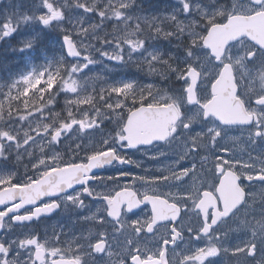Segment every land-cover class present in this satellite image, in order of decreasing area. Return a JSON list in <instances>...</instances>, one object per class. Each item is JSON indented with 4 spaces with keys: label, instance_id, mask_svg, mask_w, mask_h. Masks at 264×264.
I'll return each mask as SVG.
<instances>
[{
    "label": "snow or ice",
    "instance_id": "1",
    "mask_svg": "<svg viewBox=\"0 0 264 264\" xmlns=\"http://www.w3.org/2000/svg\"><path fill=\"white\" fill-rule=\"evenodd\" d=\"M176 2L144 15L136 0H38L27 19L60 28L66 58L0 83V264H264V0ZM221 32L233 34L218 48ZM103 60L160 83L89 91L101 78L84 70ZM61 92L75 97L64 116ZM61 208L91 227L42 242L33 225Z\"/></svg>",
    "mask_w": 264,
    "mask_h": 264
},
{
    "label": "rangeland",
    "instance_id": "2",
    "mask_svg": "<svg viewBox=\"0 0 264 264\" xmlns=\"http://www.w3.org/2000/svg\"><path fill=\"white\" fill-rule=\"evenodd\" d=\"M138 0H136V3ZM179 8V4L176 2V0H162L159 5L155 7H149V8H144L142 9L141 7H137V4L135 5L134 9L132 11L134 13H141L144 15H162L165 14L169 11H173L175 9ZM29 10V12H28ZM42 9L40 8V5L38 3V0H0V35H2V28L5 23H12L16 26V31L13 32L17 33L19 32V24L22 25H30L32 26V23L35 24L33 26L34 30H40L42 28H54V27H45L41 25L38 21L36 20H29L27 19L28 17L35 16L38 11H41ZM80 10H74L72 15L73 16H80V15H86L83 13L79 12ZM6 15V17H4ZM7 19L4 21L3 19ZM4 21V22H3ZM98 21V17H92L91 20L89 19V22H94ZM86 26V25H85ZM58 30H61L60 28H57ZM24 32L27 31L28 29L26 27H23ZM11 34V35H12ZM34 32H29L25 34H21L20 37L23 39V42H26L27 44L31 43L34 44ZM9 37V36H8ZM7 37V38H8ZM150 44L153 47H164L167 48L168 42H161L158 43V41L155 42H150ZM26 44H24L25 46ZM23 46V49H28ZM60 44H54V46L46 50H42L41 56H35L32 57L27 66L24 68L23 72L17 75L13 79H18L20 76L32 71L34 68H40L45 64L51 63L53 61L59 60L61 57L65 58L64 52L60 49ZM86 54V53H85ZM96 59H100L98 56L95 57ZM90 69H92L91 72H89V69H85L84 72L87 73L90 76H96L100 77L101 79H98L94 82V84H89L87 87L89 88V91L91 90V87H96L97 89L100 87H105L106 83H112L113 81H119V80H135L138 81L141 84H148V83H154L149 80H143L141 79V73L145 72V70H140L138 69L134 64H128V65H123V64H117L114 61H107L103 60L101 63H97L94 65L89 66ZM83 75V74H81ZM11 79L10 81H12ZM9 80H4L0 78V83H9ZM158 83V82H155ZM55 86V85H54ZM54 86L52 89L49 91H56L54 90ZM43 87V82L41 84H38L35 86V88H31L28 90L27 93L36 90L38 88ZM58 85H56V88ZM26 93V94H27ZM49 93H44L43 94V99H46ZM67 98H75L72 94H66L64 92H61V97H60V102L56 101V104L54 105V111L60 112L62 116L66 115V108H65V99ZM2 99V97H0ZM17 101H13L15 104ZM81 109H88L89 105L87 104H82L79 106ZM23 111V109H21ZM74 113H77V110L73 108ZM38 115V113H37ZM47 110H45V116H47ZM50 120V117H49ZM48 122V121H45ZM229 135H239V132H230ZM62 150L60 148L56 149ZM137 159H140L144 162V165L149 168H154L157 166V161H152L148 160L147 158L141 156ZM169 159H175V157H170ZM184 163H187L186 161ZM140 173V169H138Z\"/></svg>",
    "mask_w": 264,
    "mask_h": 264
},
{
    "label": "trees",
    "instance_id": "3",
    "mask_svg": "<svg viewBox=\"0 0 264 264\" xmlns=\"http://www.w3.org/2000/svg\"><path fill=\"white\" fill-rule=\"evenodd\" d=\"M161 1L162 0H138L136 4L137 7L144 9L155 7L159 5ZM23 27H26L28 30L24 32V30H22ZM105 27L108 28L109 31L111 30L110 24H106ZM29 32L35 33L34 36L37 41L32 45L31 48L23 49L24 44L27 43L23 42V39L20 37V35ZM62 35L63 31L58 30L57 28H42L40 30H34L30 25H19V32L10 35L8 38H2L0 41V78L7 81L15 78L17 75L23 72L24 68L27 66L29 60L32 57L41 56L42 50H44V48L49 50L54 46V44H60ZM158 43L161 42L158 41ZM59 47L62 50L61 45ZM140 78L143 80L160 83L158 77L149 76L145 72L141 73ZM55 89L56 85L54 86V90ZM35 91L36 90H33L27 93L26 96L32 98L33 92ZM60 97L61 93L56 97L57 102H60ZM16 103L17 102H15V104Z\"/></svg>",
    "mask_w": 264,
    "mask_h": 264
},
{
    "label": "flooded vegetation",
    "instance_id": "4",
    "mask_svg": "<svg viewBox=\"0 0 264 264\" xmlns=\"http://www.w3.org/2000/svg\"><path fill=\"white\" fill-rule=\"evenodd\" d=\"M58 151L60 152L61 156L64 159H67L66 152H64L63 150H58ZM139 157L141 156L139 154H136L133 158L137 159ZM26 162L27 161H25V163ZM22 171L23 168H21V172ZM131 171H133L134 173H139L138 169L135 168L131 169ZM92 203H93V207H95V202ZM84 211L86 210L65 211L63 208L58 209L56 212L52 213L49 217L46 218L42 217L40 222H37L33 225V230L41 238L42 242L45 233H47L49 243L52 242L54 230L56 234H60V230L61 229L63 230V235H61V240H66L67 238H70L73 234L79 236L82 232L86 235L87 230L89 227H91V225L80 222V217L82 214H84L83 213ZM56 246L67 247V243H58L56 244Z\"/></svg>",
    "mask_w": 264,
    "mask_h": 264
},
{
    "label": "water",
    "instance_id": "5",
    "mask_svg": "<svg viewBox=\"0 0 264 264\" xmlns=\"http://www.w3.org/2000/svg\"><path fill=\"white\" fill-rule=\"evenodd\" d=\"M254 31H257V34L258 35H262L264 36V28L262 29H253ZM233 33L231 32H228V33H224V32H221L219 34H216L215 36H213L211 38V41L212 43L214 44V46L216 47H222L223 46V43L228 39L230 38V36L232 35ZM217 99H216V108L221 111V112H224V113H228L231 108H232V104L229 100H227L224 96V93L222 90L218 89L217 90Z\"/></svg>",
    "mask_w": 264,
    "mask_h": 264
}]
</instances>
